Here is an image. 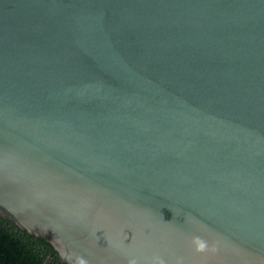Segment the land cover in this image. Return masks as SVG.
Instances as JSON below:
<instances>
[{
  "label": "water",
  "instance_id": "95a60500",
  "mask_svg": "<svg viewBox=\"0 0 264 264\" xmlns=\"http://www.w3.org/2000/svg\"><path fill=\"white\" fill-rule=\"evenodd\" d=\"M0 218L58 264H264V0H0Z\"/></svg>",
  "mask_w": 264,
  "mask_h": 264
},
{
  "label": "trees",
  "instance_id": "16d2710c",
  "mask_svg": "<svg viewBox=\"0 0 264 264\" xmlns=\"http://www.w3.org/2000/svg\"><path fill=\"white\" fill-rule=\"evenodd\" d=\"M58 264L54 250L0 218V264Z\"/></svg>",
  "mask_w": 264,
  "mask_h": 264
},
{
  "label": "clouds",
  "instance_id": "9594fccd",
  "mask_svg": "<svg viewBox=\"0 0 264 264\" xmlns=\"http://www.w3.org/2000/svg\"><path fill=\"white\" fill-rule=\"evenodd\" d=\"M125 239H127V237H125ZM192 244L194 245V250L198 253H203L206 250H209L206 242L199 237H193ZM211 251H214V249H211ZM80 264H85V262L81 260ZM127 264H137V261L135 259H129ZM152 264H165V262L163 259L156 257L153 259Z\"/></svg>",
  "mask_w": 264,
  "mask_h": 264
}]
</instances>
